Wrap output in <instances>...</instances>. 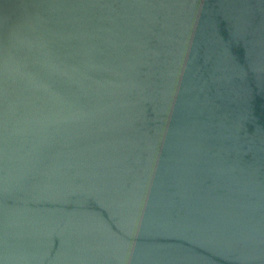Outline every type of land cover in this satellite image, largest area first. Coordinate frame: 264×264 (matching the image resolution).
<instances>
[{
	"label": "water",
	"instance_id": "obj_1",
	"mask_svg": "<svg viewBox=\"0 0 264 264\" xmlns=\"http://www.w3.org/2000/svg\"><path fill=\"white\" fill-rule=\"evenodd\" d=\"M0 264H264V0H0Z\"/></svg>",
	"mask_w": 264,
	"mask_h": 264
}]
</instances>
